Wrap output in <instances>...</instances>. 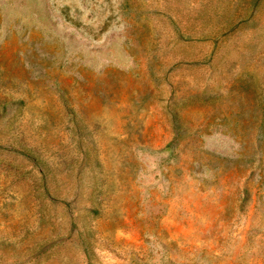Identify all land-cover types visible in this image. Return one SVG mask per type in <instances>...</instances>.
Returning a JSON list of instances; mask_svg holds the SVG:
<instances>
[{"label": "rangeland", "instance_id": "obj_1", "mask_svg": "<svg viewBox=\"0 0 264 264\" xmlns=\"http://www.w3.org/2000/svg\"><path fill=\"white\" fill-rule=\"evenodd\" d=\"M0 264H264V0H0Z\"/></svg>", "mask_w": 264, "mask_h": 264}]
</instances>
